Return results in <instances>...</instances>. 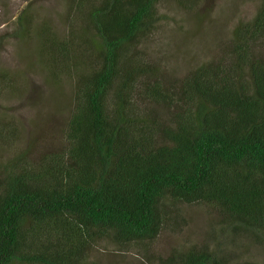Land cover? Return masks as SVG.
I'll use <instances>...</instances> for the list:
<instances>
[{
  "label": "trees",
  "instance_id": "16d2710c",
  "mask_svg": "<svg viewBox=\"0 0 264 264\" xmlns=\"http://www.w3.org/2000/svg\"><path fill=\"white\" fill-rule=\"evenodd\" d=\"M162 1L66 0L63 34L20 16L48 83L75 80L74 109L65 149L31 159L28 145L0 160V264H89L99 243H151L167 201L218 213L224 254L190 249L159 264H250L232 247L264 248V0L221 56L179 82L141 52L166 19ZM172 2L202 25V0ZM25 74L0 69V95L21 92ZM19 137L0 114V145Z\"/></svg>",
  "mask_w": 264,
  "mask_h": 264
},
{
  "label": "rangeland",
  "instance_id": "374dc122",
  "mask_svg": "<svg viewBox=\"0 0 264 264\" xmlns=\"http://www.w3.org/2000/svg\"><path fill=\"white\" fill-rule=\"evenodd\" d=\"M261 0H202L200 14H206L201 26L191 13L172 0H163L161 14L166 16L156 32L141 46V52L157 64L164 79L178 82L196 65L219 57L240 21L251 20ZM30 12L34 24L47 21L54 30L67 33L66 0H0V69L25 72L21 92L0 95V114L15 124L20 133L14 146L0 145V160L7 159L28 145L31 159L50 151L65 149L64 129L74 109L75 80L63 76L60 87L48 83L36 55L39 44L23 45L19 18ZM34 52V53H31ZM58 89H60L58 91ZM26 146V147H25ZM168 218L155 241L121 248L110 242L94 248L89 264H159L172 254L190 249L223 252L220 244L219 214L203 204L166 202ZM232 247L237 261L264 264V248L250 240ZM219 250V251H218Z\"/></svg>",
  "mask_w": 264,
  "mask_h": 264
}]
</instances>
